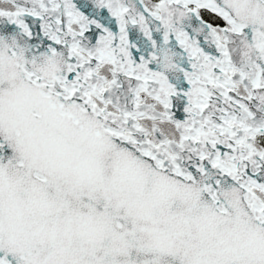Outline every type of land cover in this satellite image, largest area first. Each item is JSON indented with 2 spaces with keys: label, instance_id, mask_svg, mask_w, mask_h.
Here are the masks:
<instances>
[{
  "label": "snow or ice",
  "instance_id": "6c2138e0",
  "mask_svg": "<svg viewBox=\"0 0 264 264\" xmlns=\"http://www.w3.org/2000/svg\"><path fill=\"white\" fill-rule=\"evenodd\" d=\"M0 264H264V0H0Z\"/></svg>",
  "mask_w": 264,
  "mask_h": 264
}]
</instances>
